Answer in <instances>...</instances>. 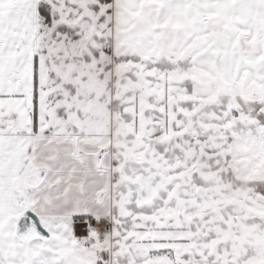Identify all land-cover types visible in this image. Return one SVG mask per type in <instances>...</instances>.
<instances>
[{"label":"snow or ice","instance_id":"6c2138e0","mask_svg":"<svg viewBox=\"0 0 264 264\" xmlns=\"http://www.w3.org/2000/svg\"><path fill=\"white\" fill-rule=\"evenodd\" d=\"M0 264H264V0H0Z\"/></svg>","mask_w":264,"mask_h":264}]
</instances>
